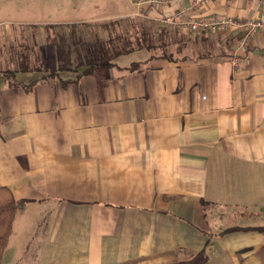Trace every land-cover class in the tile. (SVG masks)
Wrapping results in <instances>:
<instances>
[{"label":"crops","instance_id":"crops-1","mask_svg":"<svg viewBox=\"0 0 264 264\" xmlns=\"http://www.w3.org/2000/svg\"><path fill=\"white\" fill-rule=\"evenodd\" d=\"M159 1L68 23L264 17L255 0ZM206 37L86 76L16 73L33 88L0 77V188L18 208L2 264H264V32L238 70L239 34Z\"/></svg>","mask_w":264,"mask_h":264},{"label":"rangeland","instance_id":"rangeland-1","mask_svg":"<svg viewBox=\"0 0 264 264\" xmlns=\"http://www.w3.org/2000/svg\"><path fill=\"white\" fill-rule=\"evenodd\" d=\"M101 2V0H0V77L9 78L8 73L16 72L47 76L58 69L60 61L65 62L68 58L73 62V72L80 73L85 68H78L77 63L88 49H97L99 46L110 49L132 46L136 49L137 43H143L146 46L150 45L152 50L143 49L135 52L141 51L148 55L173 54L178 57L182 55L184 49L193 48V43L198 38L207 39L206 36L209 35V33L194 35L190 31L185 34L167 27L162 28L149 23L148 19L142 16L143 10L139 12L140 15L135 13L136 15L132 17L108 18L101 22L68 23L70 20L88 15L105 17L111 14L105 0L104 3ZM97 6L99 9H96ZM137 18L142 21L138 23ZM32 19L57 21L59 25L38 26L35 23L27 25L28 23L20 22ZM64 21H67V24H63ZM240 37L239 35V41ZM240 50L241 48L238 52ZM139 55L141 54L135 58L143 57ZM246 60L245 56L243 63Z\"/></svg>","mask_w":264,"mask_h":264},{"label":"trees","instance_id":"trees-1","mask_svg":"<svg viewBox=\"0 0 264 264\" xmlns=\"http://www.w3.org/2000/svg\"><path fill=\"white\" fill-rule=\"evenodd\" d=\"M136 21L139 23L142 20L137 18ZM149 23L150 20H147ZM53 26V25H47ZM46 26V27H47ZM148 42V40H146ZM138 47L135 49L132 46L129 47H103L99 46L97 49H88L84 57L77 63L78 68H85L80 76H86L91 74L95 69L99 68H112L116 67L114 61L124 55L131 54L135 51L147 49L152 50L150 45H144L143 43H137ZM152 58H170V54H152ZM72 61L68 58L65 62L60 61L59 67L57 70L52 71L48 77H56L59 72H73ZM70 66V68H69ZM139 68V64L135 63L131 66L132 70ZM17 73V72H16ZM16 73H8L6 78L11 81L12 85H20L26 88H33L35 86L34 81H30L28 84L24 81H20L16 78ZM17 204L14 198V195L9 189L0 188V264H2L3 255L6 250L9 237L12 233L13 222L17 212ZM207 261L206 251L199 253L191 262L188 264H204ZM183 264V263H182Z\"/></svg>","mask_w":264,"mask_h":264},{"label":"built area","instance_id":"built-area-1","mask_svg":"<svg viewBox=\"0 0 264 264\" xmlns=\"http://www.w3.org/2000/svg\"><path fill=\"white\" fill-rule=\"evenodd\" d=\"M192 8H200L202 0H191ZM259 1L264 5V0ZM139 6L143 5H159V0H139ZM148 15V14H147ZM143 16V15H142ZM162 24L168 29L182 30L187 29L193 34L202 33H238L240 37L239 48L242 55H238L232 61L235 70L243 66V58H245L248 48L254 38L261 32H264V17H245L232 18L222 15H211L208 17L188 16L185 10H180L174 15L164 16L161 20Z\"/></svg>","mask_w":264,"mask_h":264}]
</instances>
